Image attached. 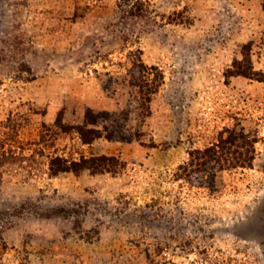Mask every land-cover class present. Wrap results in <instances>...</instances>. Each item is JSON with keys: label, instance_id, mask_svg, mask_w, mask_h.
Segmentation results:
<instances>
[{"label": "rangeland", "instance_id": "obj_1", "mask_svg": "<svg viewBox=\"0 0 264 264\" xmlns=\"http://www.w3.org/2000/svg\"><path fill=\"white\" fill-rule=\"evenodd\" d=\"M258 74L264 0H0V264H264ZM226 128L250 166L180 169Z\"/></svg>", "mask_w": 264, "mask_h": 264}, {"label": "trees", "instance_id": "obj_2", "mask_svg": "<svg viewBox=\"0 0 264 264\" xmlns=\"http://www.w3.org/2000/svg\"><path fill=\"white\" fill-rule=\"evenodd\" d=\"M136 8L138 10V6ZM242 53L243 57L234 61L232 68H229L228 73L229 75L241 74L253 77V75L258 72L252 69L249 54L245 51ZM159 76V83L156 84L154 88L148 90L145 96H143V99L147 101V103L151 99V93L156 91L157 85L161 82L162 75L160 74ZM254 78L264 80V76L259 74L258 76H254ZM142 107L145 108V112L148 111V107H146V105L143 104ZM85 118L86 124L78 126L77 130L85 142H91L94 137L99 136L100 134H98L96 129L89 128L87 125L101 123L105 129H107V125H105L104 121L99 120L90 108L86 109ZM110 136L111 134L108 133L107 137ZM254 141L255 138L244 131H237L234 128H226L219 135L216 142L204 147L203 149H196L192 151L187 163L181 165L180 169L187 171V175L193 172L197 173V179L202 180L209 171H212L215 168L223 169L238 166H250L254 158ZM111 159L112 158L105 155L81 157L79 160L71 161L61 157H53L50 160V171L52 174H57L59 171H78L83 168H88L92 171L98 172L106 169V160Z\"/></svg>", "mask_w": 264, "mask_h": 264}, {"label": "water", "instance_id": "obj_3", "mask_svg": "<svg viewBox=\"0 0 264 264\" xmlns=\"http://www.w3.org/2000/svg\"><path fill=\"white\" fill-rule=\"evenodd\" d=\"M247 229L249 231H255L256 230V227L254 226V224H248Z\"/></svg>", "mask_w": 264, "mask_h": 264}]
</instances>
